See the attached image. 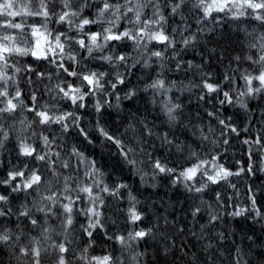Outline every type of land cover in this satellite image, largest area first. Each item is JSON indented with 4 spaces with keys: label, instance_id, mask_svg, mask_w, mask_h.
<instances>
[{
    "label": "trees",
    "instance_id": "obj_1",
    "mask_svg": "<svg viewBox=\"0 0 264 264\" xmlns=\"http://www.w3.org/2000/svg\"><path fill=\"white\" fill-rule=\"evenodd\" d=\"M196 3L197 0H185L176 15H171L168 8H161L168 17L165 30L174 38L173 47L165 49L163 44L151 42L146 49L142 46L133 50L129 42L128 47L115 49V52L129 56L127 63L118 67L90 58L78 46H73V54L79 63L69 60L66 55L50 54V60L62 62L66 67L72 66L82 74L105 72L108 74L105 81L113 82L117 71L125 77L123 85L113 90L106 84L105 94L87 96L85 108L76 110L81 126L89 129L94 144H87L71 125L66 133L58 124L56 127L40 125V138L42 135L53 138L51 151L59 152L60 159L73 165L67 169L61 168L59 161L55 165L64 176L73 177L69 181L73 188L77 183L91 184L94 179L85 175V166L75 169V158L71 157L73 147L97 161V167L104 172L101 179L110 189L120 183L127 185V188L120 189L118 196L99 192L104 199L99 209L104 229L94 231L91 247L88 246L89 237L80 227L86 223V218L74 215V224L68 230L67 239L63 240L69 249L63 254L68 264H85L80 259L84 248H88L86 255L89 260L111 254L113 258L119 257L123 264H237V261L239 264H264V94L255 98L239 96V92L245 90L241 73L258 67L251 65L246 57L258 54V49L250 45H259L264 25L247 17L234 19L231 14L217 12L204 17L203 10L194 6ZM56 8L59 11L58 4ZM16 20H26L29 25L43 23L41 18L17 17ZM48 29L55 35L57 31H65L66 26L51 21ZM92 30L98 29L94 26ZM25 31L30 33L28 28ZM3 34L1 32L0 35ZM28 39L33 41L30 35ZM183 39H189L190 43L185 46ZM153 51H162L163 58L152 56ZM103 54L111 53L106 50ZM237 57L240 59L237 60ZM10 63L21 69L31 66L34 71L16 73L15 84L11 83L9 87L12 95L16 86L20 88L25 106L18 107L11 115L0 114V126L8 133V139L0 147V179L6 178L9 171L25 170V165L28 169H35L33 161L28 160L30 157L20 154L19 143L24 138H18L20 131L16 130L21 119L28 123L33 114L27 110L32 107L31 94H36L37 107L46 104L51 112L60 114L75 109L69 101L60 98L62 93L58 92L57 85L66 87L70 83L82 87L80 79L68 76L49 60H38L30 55L13 56ZM133 64L134 67L131 66ZM37 73L45 75L38 78ZM225 74L236 77L235 91L230 93L233 102L221 105L222 95L207 93L203 83L208 80L224 84ZM157 79L164 81L167 91L147 87ZM82 90L87 91L83 87ZM223 90H229L226 84ZM129 91L135 92L131 99L127 98ZM202 96L204 99H201ZM238 98L247 107H241ZM96 100L104 104L99 114L93 107ZM174 104L181 107L175 113L177 120L169 122L165 106ZM98 119L110 134L135 149L138 162L135 166L123 163L116 146L96 132ZM221 120L235 127L239 134L225 128ZM130 125L133 127L130 128ZM165 134L171 143L163 141ZM257 139L260 144L255 143ZM245 140L249 143H244ZM41 144L42 141L37 142L38 149ZM157 159L176 171L171 175L159 173L153 168ZM202 161L206 163L201 165L193 180L185 181L179 177L180 171ZM221 165L232 173L239 172V175L233 174L226 180L212 183L204 173L215 175L217 166ZM35 166L45 182L39 193L30 189L31 195H27L26 199L23 192L12 193L9 204L3 205L5 210L10 207L12 214L0 217V232L7 231L12 239L0 243V264L17 263L20 248L27 245L25 241L30 236L38 239L32 232L43 226L42 230L46 228L48 234L56 227L52 221L62 218L58 207L53 208L56 215L47 217L33 208V202H40L42 196L57 193L62 199L60 190L63 188V178L57 183L45 163ZM174 180L177 182L174 183ZM47 181L52 183L49 185ZM18 182L19 178L13 183ZM203 185L207 187L201 192L195 191ZM10 191L9 187L0 185V194L8 195ZM129 193L136 198V209L142 214V220L135 224L129 221L127 215ZM72 195L75 196V193ZM253 198L255 207L252 205ZM79 203L81 207L86 204L83 201ZM23 204L32 209L30 214L37 219L38 226L33 227L26 217L19 215ZM240 209L246 210L243 215H231ZM212 217L218 219L213 221ZM141 228L152 229V235L131 242L130 247L122 249L115 239H108L117 235L127 237L130 231ZM140 253L143 255H138Z\"/></svg>",
    "mask_w": 264,
    "mask_h": 264
},
{
    "label": "snow or ice",
    "instance_id": "obj_2",
    "mask_svg": "<svg viewBox=\"0 0 264 264\" xmlns=\"http://www.w3.org/2000/svg\"><path fill=\"white\" fill-rule=\"evenodd\" d=\"M185 3V0H0V114L7 113L9 115L16 112L20 106H25L24 101L21 99L23 93L20 88L16 86L14 88V95L9 91V81L15 84V73H19L22 70L25 72H33L34 69L31 66H26L21 69L15 67L10 63V59L13 56H29L31 55L35 59L49 60L50 63H55L57 68L68 76L77 77L82 83V87L87 91L82 90L81 86H73L67 84L66 87H60L57 85L59 93H62L60 97L63 100L69 101L74 106L73 111L61 112L55 114L51 112L48 105L36 106L37 97L33 92L31 94L32 107L27 110L35 114L37 118L34 122L38 125H45L50 127L52 124H58L63 132L69 130L71 125L77 130V134L83 138V140L89 144H94L89 129L82 127L80 123V116L77 115L76 110L85 108V98L87 96H95L97 93L105 94V85L115 90L118 85L125 83V77L122 73L117 71L115 73V81H105V76L108 75L105 72H88L82 74L78 72L72 66L66 67L64 63H57L55 60H50V54L54 56L63 57L64 55L74 63H79L76 59V55L73 54V46H78L79 50H83L92 59H100L107 62L113 67H118L121 63L126 64L129 56L127 54H119L115 52L116 48L128 47L129 42L133 50H138L142 46L146 49L148 43L156 42L163 44L165 49L174 46V38L166 33L165 24L168 17H166L161 8H168L171 15L179 14L181 6ZM57 4L59 5V11H57ZM51 5V7H50ZM195 7L203 10L204 17H209L213 12L224 13L225 15L231 14L234 19H240L247 17L264 25V0H197ZM150 10V11H148ZM88 13V14H85ZM17 17H32L41 18L43 23L27 24L24 22H17ZM54 21L56 24L66 26L65 31H57L55 35L48 29V23ZM97 27L98 30L93 31V27ZM30 29V33L25 29ZM43 29V30H42ZM12 30V31H8ZM29 35L34 38L33 41H29ZM63 38V39H62ZM260 43L257 45L253 43L250 45L253 49H258V54L248 55L247 61L251 65L258 66L253 71H245L241 73L240 79L244 81L245 90L239 92L240 97L248 96L255 98L257 95L264 94V35L260 37ZM182 43L187 46L190 43L189 39H183ZM23 45V46H22ZM67 45V51H66ZM111 54L104 55L105 51ZM97 54V55H94ZM152 56L162 59V51H153ZM237 60L240 57L236 58ZM134 67L135 65H131ZM147 66V65H145ZM14 68V74L9 75L8 69ZM44 73H37L38 78H42ZM236 81V77L225 74L224 84L220 82L211 83L205 80L203 87L207 90V93H216L222 95L220 104H231L233 102L231 91H235L233 85ZM86 82V83H85ZM29 83L31 80L29 79ZM227 85L229 90L225 91L224 85ZM255 85V86H254ZM148 88L156 90H165L164 81L157 79L153 81ZM147 91V88L145 89ZM135 95L134 91L127 93V98L131 99ZM119 100V96L116 97ZM201 99H204L202 96ZM241 107H247V105L240 101ZM104 103H107L105 101ZM110 106V105H109ZM96 113H101L104 104L99 100L93 105ZM181 106L174 104L171 106H165V115L169 122L177 120L175 115L176 110ZM213 115V113H209ZM220 123L229 128L231 132L238 133L235 127H230L224 120ZM130 128L133 126H129ZM146 127V126H145ZM127 131V129H126ZM151 134V130H148ZM96 132L99 133L104 140L113 143L120 156L123 157V163L131 166H135L138 162L135 159V149L127 147L121 139L110 134L109 131L100 124L99 119L96 122ZM0 147H3L4 141L8 139V133L3 131L0 126ZM33 135L37 133L33 132ZM42 135V134H41ZM165 143H171L168 140L167 135L163 137ZM54 140H50L48 136L42 135L43 148L38 151L37 146L28 143L26 140H22L19 143L20 154L25 157H30L34 161L43 162L47 165L48 169L52 172L53 177L57 183L60 178H63V188L60 190V197L57 193H52L47 196H42L39 204L33 202V208L37 212L44 213L45 217L48 215H56L53 211L54 207H58L61 211L59 215L62 217L61 224L65 233L74 224V215H83L86 218V223L81 224L80 227L83 232L89 237L88 246L91 247L94 242L92 237L95 230L104 229L101 216L102 212L99 210L104 204V199L99 192L108 193L112 196H118L120 189L127 188L126 184L120 183L114 188L110 189L107 184L101 179L104 176V172L97 167V161L90 159L79 149L73 147L71 157L75 158V169L79 170L83 165L86 168L85 175L93 177L91 184L77 183L73 188L69 183L73 179L72 176H64L61 172L57 171L55 165L59 161L60 167L67 169L72 167L68 160L60 159L59 152H52L51 145ZM227 143V140H225ZM244 143H249L245 140ZM256 144H260V140L255 141ZM179 150V146H177ZM46 149V151H45ZM55 156L56 159H52ZM215 161V158H214ZM206 162L194 164L192 167L179 172V177L185 181L193 180L196 174L201 170V165ZM215 176L208 175L207 172L204 175L212 183H217L219 179H227L230 175H239V172L232 173L223 168V166H217ZM153 168L158 170L159 173H167L171 175L176 171L174 168H169L165 164H162L160 160H155ZM243 171V169H241ZM19 178L20 182L13 183ZM174 183L177 181L174 180ZM43 181L42 175L38 170L28 169L25 165V170H13L7 173V177L0 179V185H4L10 188L8 195L0 194V217H7L12 214V210L9 207L4 209L3 205L9 204V196L12 193H25V199L27 195H31L28 190L39 193ZM50 185L52 181H47ZM103 185V186H102ZM187 188L188 185L186 184ZM204 187L195 188L196 192H201ZM94 189L98 191H94ZM191 191L192 189L189 188ZM75 193V196L72 193ZM130 207L128 208V218L132 224L142 220V214L136 209V198L129 193ZM47 201V203H44ZM66 201V202H65ZM86 202L85 206L81 207L79 202ZM256 201L252 199V205L255 207ZM22 211L19 212L20 216L26 217L33 227L38 226L37 219L31 216L32 209L28 208L26 204L21 205ZM199 212V209L195 210ZM245 209H240L231 213L233 216L243 215ZM195 214V213H194ZM218 217H212V220H216ZM45 232L48 230L45 228ZM152 235V229H139L130 231L125 237L124 235H117L115 237H108V239H115L121 248H127L131 246V242L144 240L146 237ZM12 239V236L7 231L0 232V243H7ZM17 239H19L17 237ZM35 239V238H34ZM67 239V237H66ZM60 255L57 257L56 264H68L65 253L69 251L65 243H58L53 245ZM45 251H47L45 249ZM88 248L83 249L84 255L80 257L85 261V264H123V261L119 257L113 258L111 254L103 257H92L91 260L87 257ZM20 253L23 256H31L32 264H41L40 256L41 249L39 247H21ZM138 255H143L140 253ZM135 259V257H133ZM239 264V261H237Z\"/></svg>",
    "mask_w": 264,
    "mask_h": 264
},
{
    "label": "rangeland",
    "instance_id": "obj_3",
    "mask_svg": "<svg viewBox=\"0 0 264 264\" xmlns=\"http://www.w3.org/2000/svg\"><path fill=\"white\" fill-rule=\"evenodd\" d=\"M19 2H23V0H19ZM208 2H211V0H208ZM0 34H1V32H0ZM33 40H34V38H33ZM148 44H150V43H148ZM7 71H8L9 75L14 74V68H9ZM15 75H16V73H15ZM11 83H12L11 81L8 82L9 87L12 86ZM21 109H23V108H21ZM21 114H22V110H21ZM36 119L37 118L35 117L34 113L30 115V119L28 120L29 121L28 123L25 119H21L18 122V131H20V134H17V135H18V138H24V140H26L28 143H30V144L35 143L37 146V142L42 141V139L40 138V134H38L40 132L39 131L40 125H38L37 123L34 122ZM25 123H27V124H25ZM51 126L56 127L57 124H55V126H54V124H52ZM33 132L37 133V135H33ZM49 139L53 140V138H49ZM41 148H43L42 144L40 145L38 151L41 150ZM45 151H46V149H45ZM52 152H54V151H52ZM28 160L33 161L35 170H37L35 164H40V163L42 164L43 163V162L34 161V160H32V158H28ZM213 176H215V175H213ZM39 203L40 202H38L37 204H39ZM58 211H61V210L58 209ZM61 220H62V218L59 221H57V220L52 221L54 224H56L55 225L56 227H53L54 230L49 232L48 234L44 230H42L43 226H41L40 229L36 230L35 232H32L38 236V239H35L36 241L33 238H31V236L28 238V241L27 240L25 241V243L27 244L25 247H27V248L39 247L41 249L40 260H41L42 264H56L57 257L60 254L53 247V245L58 244V243H63V240H65V238L68 237L69 231L67 233H65L64 228L61 224ZM45 249L47 251H45ZM43 253H46L45 254L46 255L45 256L46 261L44 260ZM17 255L19 256L16 260L17 263L27 264L28 262H31V264H32V257L31 256H23L20 253V251L18 252ZM25 260L27 261L26 263H25Z\"/></svg>",
    "mask_w": 264,
    "mask_h": 264
},
{
    "label": "bare ground",
    "instance_id": "obj_4",
    "mask_svg": "<svg viewBox=\"0 0 264 264\" xmlns=\"http://www.w3.org/2000/svg\"><path fill=\"white\" fill-rule=\"evenodd\" d=\"M16 130H18V128H16ZM46 253H44L43 255H44V260L46 261V259H45V255ZM67 256V255H66ZM68 257V256H67ZM27 261L25 260V263H26ZM15 264H20V263H15ZM27 264H31V262H28ZM42 264V263H41Z\"/></svg>",
    "mask_w": 264,
    "mask_h": 264
}]
</instances>
